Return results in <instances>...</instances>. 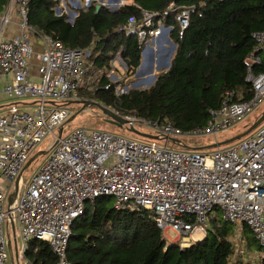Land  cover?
Wrapping results in <instances>:
<instances>
[{
	"label": "built area",
	"instance_id": "1",
	"mask_svg": "<svg viewBox=\"0 0 264 264\" xmlns=\"http://www.w3.org/2000/svg\"><path fill=\"white\" fill-rule=\"evenodd\" d=\"M29 1L10 0L0 16V84L6 83L2 94L12 102L3 104L0 94V264H9L8 247L15 256L13 264H31L26 254L32 242L47 243L57 264H70L67 249L73 226L88 204L105 197L115 200L117 210L150 214L161 238L168 243L173 232V243L181 249L197 242V235L206 237L217 214L234 226L238 244L247 226L264 249V122L243 139L211 150L173 142L184 133L171 124L116 111L129 122L127 128H149L156 139L140 141L85 128L64 135L73 116L69 105L81 99L86 52L40 37L44 50L36 54L40 66L34 78ZM168 11L175 14L181 30L189 27L191 8L173 4ZM14 13L20 21L19 35L5 39ZM163 21L159 14L143 11L140 18L129 17L121 31L145 43L173 29ZM253 39L257 52L264 55V32L253 34ZM251 60L261 62L256 56ZM248 80L254 92L251 100L234 102L233 94L226 93L220 107L209 110L207 124L187 135L218 139L252 116L264 105V73L250 72ZM113 88L118 96L129 93L121 82ZM49 135L54 141L46 159L24 180L25 166ZM12 220L19 225L21 247L17 237L12 244L7 239L6 231L13 234Z\"/></svg>",
	"mask_w": 264,
	"mask_h": 264
},
{
	"label": "trees",
	"instance_id": "2",
	"mask_svg": "<svg viewBox=\"0 0 264 264\" xmlns=\"http://www.w3.org/2000/svg\"><path fill=\"white\" fill-rule=\"evenodd\" d=\"M8 2L0 0V10ZM171 4L192 9L186 30L176 25L174 13L168 11ZM59 6V0H30L29 26L40 37L88 53L86 60L95 71L89 77L97 81L91 91L80 94V104L96 102L124 115L171 124L188 134L207 124L209 110L218 109L226 93L233 94L234 102L249 101L254 95L248 60L261 55L253 34L264 32V0H133V5L118 12L103 5L97 12L92 3L78 9L73 22L65 12L56 14ZM143 11L159 14L167 27H174L170 38L177 45L176 53L170 68L160 72L152 87L118 96L116 83L110 80L112 63L119 55L127 78H132L146 47L121 29L129 17L140 18ZM261 73L264 60L252 66L253 75ZM109 85L112 88L106 90ZM109 199L89 204L73 226L67 249L70 264H251L238 254L234 226L217 215L211 218L203 240L181 249L176 243L168 246L150 214L117 210L108 205ZM239 238L242 251H264L247 226ZM26 256L32 264H57L47 243L32 242Z\"/></svg>",
	"mask_w": 264,
	"mask_h": 264
},
{
	"label": "rangeland",
	"instance_id": "3",
	"mask_svg": "<svg viewBox=\"0 0 264 264\" xmlns=\"http://www.w3.org/2000/svg\"><path fill=\"white\" fill-rule=\"evenodd\" d=\"M92 1L96 5L101 4L100 0H92ZM110 1H112V0H103L104 4H107ZM59 2H60V6L58 8L60 10H62V12L67 13L68 17L71 16V12L76 13V11H77L76 7H75L76 5L72 4L70 2V0H59ZM104 4H101V5H104ZM121 4H126V3L123 0H121ZM85 5H87V0H85L84 3H81V8L85 9L84 8ZM172 5L173 4H171V6ZM57 9H56V14H57ZM109 9L112 11L111 8H109ZM70 22H73V21L71 20ZM166 32L167 31H165L164 33H166ZM162 36H163V34L161 35V37ZM156 40L157 39H149L148 40V41H151V42H149V44H150V48L152 50H155V46H153L152 41H156ZM164 47L169 50L171 45L170 44H165ZM86 56H88L87 53H86ZM118 56L119 55H117V57L115 58L114 62L112 63V72L110 74V80L113 83L122 82L123 85L126 86L128 80H130V78H127V73L125 71L124 65L121 62L120 58H118ZM164 64H165V60L161 61L160 65H162V66H161L160 69H157L156 66H155L153 71H150L152 73H148L149 71L146 72V68H145V70L143 71V74L141 75V77H139V78H137L136 76L132 77V78H134V80L130 82V85H128L129 92L131 90H134V89H147L149 87H152L154 84L153 85L149 84L150 80L152 79V76L158 77L160 72L167 70L165 68ZM84 69H85L86 75L84 76L85 81L83 80V82L81 83L80 89H79V93L80 94H85L86 93V88H87L86 80L88 79L90 74L93 75L95 73L94 69L90 66V62L88 60H86V59H85ZM123 76L124 77L126 76V78H124ZM115 80H116V82H114ZM32 101L36 102L37 100H32ZM10 103H12V102H7V104H10ZM83 104L84 103H82V104L79 103V105L73 104V105L70 106L71 111H73V113H74L73 116L74 115H77V116L74 118V120L72 122L66 124L65 130H64V135H67V134L75 131L76 129L85 128V129H88V130L108 131L110 133L127 136V137H130V138L138 139L140 141L145 140L141 136L129 132L127 129H121V128L117 127V126L109 124L106 121V116H104V114L99 109H97L95 107H91V106H88L85 109H83ZM263 113H264V105L261 106L246 121L235 125L229 132L220 134L218 136V139H214L213 137H210V136L194 137V136H190V135L184 134V136H181L178 140L180 142L184 143L186 146L192 145V146H196V147H199V148L206 147V146L212 145L214 143L216 144V143H219V142H224V141L229 140L230 138H233V137H236V136H239V135L245 133L262 116ZM137 128L139 129V131L141 133H146V134L147 133L148 134L152 133V130L149 129V128H144V127H141L140 125H137ZM53 141H54V137L53 136L49 135V136L45 137L44 141L38 147L36 153H38V152H46L48 147L51 145V143ZM170 146L174 147V148H179L180 147V146L176 145L173 142H170ZM46 157H47V155L40 156L37 160H35L26 169V171L24 173V180H28L30 178L32 173L46 159ZM107 203L110 206H115L116 202H115V200L113 198H111V199L108 200ZM217 216L220 217V215H218V214H217ZM6 233L8 235L7 239H8V241L10 240L11 244H12V242L14 243L15 237H17V243L21 247L22 244H21V239H20V228H19L18 224H16L15 235H13L12 232H10V231H6ZM11 235H12V237H11ZM204 238H205L204 235L195 236L196 241H201ZM174 240H176V235L173 232H169L168 239L166 241L168 243L169 242L173 243ZM238 248L240 250L238 252V254L241 255L242 258L245 257L246 259H248V261L251 264H257V263L261 262V260H262V253L261 252H249V253H246L245 249H244V251L241 250V245L240 244H238ZM8 252L10 254V260H9V264H10V261L12 260V256H13L12 248L8 247Z\"/></svg>",
	"mask_w": 264,
	"mask_h": 264
},
{
	"label": "crops",
	"instance_id": "4",
	"mask_svg": "<svg viewBox=\"0 0 264 264\" xmlns=\"http://www.w3.org/2000/svg\"><path fill=\"white\" fill-rule=\"evenodd\" d=\"M75 1H77V0H75ZM9 2H10V0H9ZM9 2H8V4H9ZM71 2V1H70ZM78 2H80V1H78ZM72 3V2H71ZM81 3V2H80ZM73 4V3H72ZM128 5H133V0H130V3H128ZM8 6V5H7ZM6 6V7H7ZM74 6V5H73ZM76 7V6H75ZM6 9V8H5ZM5 9H3V10H0V16L3 14V12H4V10ZM78 9H81V7L80 8H77L76 7V10H78ZM77 13V12H76ZM174 15V17H175V14H173ZM77 16H78V13H77ZM77 16H75V17H77ZM75 17L73 18V19H71L72 17L70 16L69 17V21H74V19H75ZM176 21V20H175ZM20 23V21H19V18L16 16V14L14 13L13 14V17H12V24L6 29V31H5V35H4V38L5 39H12V38H14V37H16V36H18L19 35V29H18V24ZM163 23L165 24V18H164V21H163ZM176 23V25H178L177 24V22H175ZM166 26V25H165ZM172 30L168 33V31L166 32V33H163V36L161 37V38H159V39H157L156 41H152V44H153V46H155V50H152L151 48H150V44H149V42H151V41H148L147 43L145 42L144 44H146L147 46H149V48L154 52L153 53V55H151V52H149V51H147L146 53H145V55H142V61H141V66L139 67V69L142 67V63L145 61V63H144V65H143V67L141 68V74L139 75V76H136L137 78H139V77H141V75L143 74V71L145 70V68H146V72H148V73H152V72H150V71H153V69H154V67L156 66V68L157 69H160L161 68V66L162 65H160V63H161V61H164L165 60V64L164 65H166V63H167V61L169 60V58H170V65H169V68H170V66H171V60H172V58L174 57V55H175V53H176V49H177V45L171 40V38H170V34H171V32L174 30V27L172 26ZM180 28V27H179ZM50 38V37H49ZM168 39L171 41V42H169L168 41ZM140 42V41H139ZM30 43H31V45H32V47H33V49H34V53H35V56L33 57V59L31 60V73H32V76L34 77V78H37L38 76H39V73H38V70H39V66H40V62L35 58L36 57V54H38V53H41V52H43V50H44V48H43V44H42V41H41V38H40V36H38V35H36V33L33 31V33L30 35ZM140 43H142V42H140ZM165 44H170L171 45V47H170V49L168 50L167 48H165L164 47V45ZM174 45H176V47L175 48H173V46ZM88 54V53H87ZM256 57H260V60H261V62H262V60H264V55L263 54H261L260 56H256ZM86 58H87V56H86ZM85 58V59H86ZM252 58V57H251ZM251 58L248 60V63H249V65L251 66L250 68H249V74H250V72L252 73V66L253 65H255V64H261V62H259V63H255V64H252V60H251ZM166 68V67H165ZM169 68H166L167 70L169 69ZM138 69V70H139ZM150 69V70H149ZM166 70V71H167ZM137 73H138V71H137ZM136 73V74H137ZM145 73V72H144ZM124 77V76H123ZM124 78H126V76L124 77ZM84 81H85V78L83 79ZM134 80V78H130V80H128V82H127V86L128 85H130V82L131 81H133ZM156 80H157V77H156ZM155 80V81H156ZM97 81V77H88V79L86 80V84H87V88H86V90L88 91H91L92 90V88H91V86L95 83ZM83 82V81H82ZM155 83V82H154ZM6 83L5 82H2L1 84H0V94H1V99H2V101L4 102L3 104H7V102H8V99L6 98V96L4 95V94H2V88H3V86L5 85ZM121 84H123L122 82H121ZM80 98H81V95H80ZM81 100V99H80ZM75 105H79V103L77 102V103H74ZM70 105H73V104H70ZM69 108H70V106H69ZM108 108V107H107ZM111 110H113L114 112H115V110L114 109H112V108H110ZM73 112V111H72ZM74 114V113H73ZM75 116V115H74ZM209 120V119H208ZM58 134H59V132H58ZM215 144V143H214ZM214 144H212V145H214ZM212 145H209V146H206V147H202V149H206V150H211L210 149V147L212 146ZM89 205V204H88ZM87 205V206H88ZM87 211V210H86ZM14 230L16 231V227H14ZM14 235H15V233H14ZM18 245V244H17ZM12 252H13V250H12ZM27 259H28V257H27ZM29 260V259H28ZM14 261H15V256H14V253H13V256H12V260L10 261V264H13L14 263ZM30 261V260H29ZM31 262V261H30ZM57 262H58V260H57ZM31 264H32V262H31Z\"/></svg>",
	"mask_w": 264,
	"mask_h": 264
},
{
	"label": "water",
	"instance_id": "5",
	"mask_svg": "<svg viewBox=\"0 0 264 264\" xmlns=\"http://www.w3.org/2000/svg\"><path fill=\"white\" fill-rule=\"evenodd\" d=\"M74 5H76L77 8H80L81 7V3L78 2V1H75V0H70ZM93 3L92 0H87V5H85V9L89 8L91 6V4ZM100 3L101 4H104L103 0H100ZM101 4H98L96 5L97 6V12L99 11L100 9V5ZM128 4H121V0H112L110 1L109 3L107 4H104L103 6H106L108 8H111L113 12H118L119 9L123 6H126ZM61 10L58 8L57 9V14H60ZM75 16H77V13H74V12H71V19H73ZM169 33V32H168ZM169 42H171L169 39H168ZM176 45L173 46V48H175ZM149 51L151 52V55H153V51L149 48V46H146L145 49L143 50L142 52V55H145V53ZM145 61L142 63V67L144 65ZM169 65H170V58L169 60L167 61L165 67L166 68H169ZM141 67V68H142ZM141 68L138 70V73L136 74V76H139L141 74ZM156 80V77L155 76H152V79L150 80L149 84L150 85H153L154 82ZM88 106H91V107H95L97 109H99L103 114L104 116H106V121L111 124V125H114V126H117L121 129H127L129 132L131 133H134V134H137L139 136H141L142 138L144 139H151V140H155L156 137L152 136L151 134H146V133H141L139 130L135 129L134 127H128L129 122L126 121L125 119L119 117L113 110H111L110 108H107L99 103H96V102H88V103H84L83 104V109H85L86 107ZM82 109V110H83ZM77 115L75 116H72L69 120L68 123L72 122L74 120V118L76 117ZM264 122V113L262 114V116L243 134L239 135V136H236V137H233V138H230L229 140L227 141H224V142H219V143H216L214 145H212L210 147V149H215V148H218V147H222V146H226V145H229V144H232V143H235L241 139H243L244 137L250 135L252 132H254L262 123ZM63 131L62 130H59V137L62 135ZM173 142H176L178 143L179 140H172ZM46 152H38L36 153L31 159L30 161L27 163V165L25 166V170L35 161L37 160L40 156L44 155ZM12 229H13V234L15 233V230H14V221L12 220ZM15 242H16V237H15Z\"/></svg>",
	"mask_w": 264,
	"mask_h": 264
},
{
	"label": "clouds",
	"instance_id": "6",
	"mask_svg": "<svg viewBox=\"0 0 264 264\" xmlns=\"http://www.w3.org/2000/svg\"><path fill=\"white\" fill-rule=\"evenodd\" d=\"M168 32H170V31H168Z\"/></svg>",
	"mask_w": 264,
	"mask_h": 264
}]
</instances>
